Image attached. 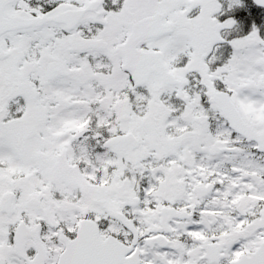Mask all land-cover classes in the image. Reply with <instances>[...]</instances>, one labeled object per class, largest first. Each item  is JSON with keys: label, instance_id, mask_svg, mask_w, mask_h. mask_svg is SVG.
<instances>
[{"label": "snow or ice", "instance_id": "1", "mask_svg": "<svg viewBox=\"0 0 264 264\" xmlns=\"http://www.w3.org/2000/svg\"><path fill=\"white\" fill-rule=\"evenodd\" d=\"M245 7L0 0V264H264Z\"/></svg>", "mask_w": 264, "mask_h": 264}, {"label": "flooded vegetation", "instance_id": "2", "mask_svg": "<svg viewBox=\"0 0 264 264\" xmlns=\"http://www.w3.org/2000/svg\"><path fill=\"white\" fill-rule=\"evenodd\" d=\"M245 2V9L239 10L238 11V16H245L248 14H251L253 16V18L256 19L257 24L259 25L262 20L261 18H264V11H260L258 9H256L252 3H248V0H244ZM249 27V24L247 21L244 22V30L246 31Z\"/></svg>", "mask_w": 264, "mask_h": 264}]
</instances>
